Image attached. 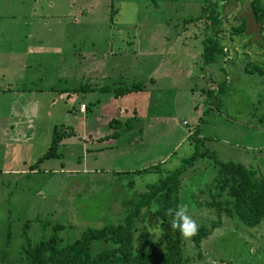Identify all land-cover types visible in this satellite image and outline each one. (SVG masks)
Wrapping results in <instances>:
<instances>
[{"label": "rangeland", "instance_id": "rangeland-1", "mask_svg": "<svg viewBox=\"0 0 264 264\" xmlns=\"http://www.w3.org/2000/svg\"><path fill=\"white\" fill-rule=\"evenodd\" d=\"M67 1L64 0V4L55 7H42L36 3L33 6L35 8L33 14L32 0L29 2L26 0V4L17 12L26 22L9 24L8 30L4 29L7 25L3 21L13 13L9 14L6 10L8 8L3 7V0H0V112H2L0 124L5 119L3 112L12 114L14 124L12 143H0V244H2L0 264L25 258L27 241L35 243L40 238L48 236L53 232L52 227L56 223L63 224L57 233L67 242L79 236L88 225L100 226L103 223L117 221L123 215L125 207L136 198L138 192L145 189L147 183L156 181L166 172L180 166L184 157L194 151L195 147L187 134L193 129L194 124L196 125L199 114L202 115L200 129L205 136L200 139H207L209 142L212 140L214 144L216 143V149H220L222 144L239 140V135L229 128L232 122L229 120L231 115H235L239 122L244 123V114L247 111L256 116L261 113L262 119L253 117L250 123L264 127V84L260 83L256 74L248 75L244 72L238 74L235 68L240 66L241 61L246 60L264 64V26L260 28L254 19L251 0H218L217 12L222 19L220 25L222 30L218 35L224 45V53L219 62L205 65L202 64L200 57L205 31L203 23L205 19L201 15V8L207 0H93L90 4L84 2L85 6H82L85 7L86 18L87 16L92 18L90 24L76 23L73 27L67 20L57 22L59 18H67L65 10ZM78 6L76 1L74 8L78 10ZM104 15L108 17L106 22L101 21ZM45 17H48L49 21L44 28L48 39L41 40L37 30L41 26L42 18ZM241 19L245 21V28L236 31L235 28ZM10 22L13 20L10 19ZM73 30L76 41H83L82 45L88 42V35H92L99 43L105 44L108 41V60L120 62L124 66L123 85L128 84L134 77L135 80H141L138 76L147 74L151 65L158 63L160 57H165L164 52L167 49L169 52L166 55L167 60L177 58L173 60V66L179 61L181 64L184 63L182 60L184 57L189 58V54L187 56L178 54L186 49L185 46L194 52H191L194 55H190L192 57L190 61L196 64L189 70L185 63L181 68L173 67L168 77L158 75L156 85L164 89L154 95L155 98L149 106L156 113H169L170 118L159 122L160 127L157 126L155 132L148 136L145 144L138 146L125 144L123 150L116 146L106 150H89L90 145L95 147L97 143L90 144L89 137L86 142L81 138L84 112L80 108L84 107L81 104L84 92L77 96L73 94L65 100L59 98L52 110L55 116L49 119L44 115L38 120L41 128L47 131L51 123L63 121L65 125L70 123L81 136L71 133L66 138L62 137L55 149L56 156L37 161V157L48 148L50 132L47 136H38L37 139L34 137L28 139L25 135L23 114H26L27 127L32 131L33 125L36 124L32 113L37 101L35 94L27 97L31 93L25 92H29L30 89L35 91L38 87L51 83L50 71H42L43 65L36 64L38 59H46L47 62L52 59L58 63L59 59L68 63L72 56L67 54L68 39L65 37L60 41L56 40L64 48L65 55H59L61 49H53L54 47L53 53L46 58L36 51L42 41L47 40L49 43L52 42L53 46L56 45L54 34H62L65 31L71 35ZM6 31L15 38L14 42L8 40ZM29 32L31 34H28ZM133 34L135 39L142 36L148 42L147 56L140 54L136 58L130 54L133 44L129 45L127 40L128 36ZM4 38H7L6 42H2ZM110 42L114 45L112 50L117 51V55L110 52ZM137 43L139 41L135 40V44ZM166 45H171V48H167ZM142 47H145V44ZM27 48L34 53L25 56ZM152 51L160 54L152 55ZM82 58L83 56L77 55V61ZM26 60L30 63L28 67L24 65ZM138 60L141 61L138 63ZM46 68L51 67L47 65ZM35 74L45 75L42 81H38L34 78ZM205 78L213 87L221 82L222 90H213L211 97H205L206 93H200L199 89L206 88ZM228 79H231L232 84L238 85L235 87V90H239L236 93L237 98L233 100L232 105L240 113L234 114L231 111ZM82 82V78L76 77L75 83L82 85ZM65 83L70 84L71 81L63 82V85ZM2 85L10 86V89L3 90ZM191 86L198 88L197 91L194 90L193 93ZM23 87L28 90L22 91ZM72 105H75V114L64 110ZM132 105L133 103H128L130 114ZM102 108L105 115H117L113 103H105ZM48 109L49 104L46 102L40 107L43 113ZM123 114L125 113L122 112L121 115ZM232 125L239 124L232 122ZM249 130L245 136L248 142L251 140L252 143L264 142V134H258L256 129ZM131 136L132 134H123V139ZM179 139L181 142L177 144ZM209 146L213 148L211 142ZM166 153L168 155L163 158ZM216 156L228 159L227 154L221 151ZM213 158L211 156L199 158V162L207 164L205 166L200 164L198 168L195 165L190 166L186 177L184 176L185 182L183 181L180 197L182 203L189 206L197 225L216 216L214 209L198 207L197 202L199 199L202 201L206 194L198 193L199 199L194 198L195 191L192 188L197 185L207 186L211 181ZM10 163L12 170L9 173ZM30 163L33 165L30 166ZM133 164L137 166H132ZM143 167L147 169L135 171ZM187 177L191 180L188 184ZM225 219L226 216L223 214L222 220ZM235 219L236 217L226 219L216 226L211 233L202 238L199 247L194 246L190 239L184 238L185 252L192 257L190 264H264V230L254 231V238L251 239L247 225ZM150 229L152 236L157 237L159 228Z\"/></svg>", "mask_w": 264, "mask_h": 264}, {"label": "crops", "instance_id": "crops-1", "mask_svg": "<svg viewBox=\"0 0 264 264\" xmlns=\"http://www.w3.org/2000/svg\"><path fill=\"white\" fill-rule=\"evenodd\" d=\"M27 1L29 2V0ZM63 1L64 0H32L31 2L32 13L34 14L35 12V8L33 6L36 3H39V5L42 7H55L59 4H64ZM76 1H78V4H79L78 10L74 8ZM91 1L93 0H68L66 3V7H65V10H67V18L66 19H64V17L59 18L60 20H57V22H63L67 20L68 22L72 23V27L75 26L76 23H80V24L83 23L85 25L87 23L90 24V22L92 21V18L90 16H87L86 18V15L84 13L85 7H82V6L83 5L85 6L84 2L90 4ZM25 4H26V0H3V7L8 8L6 10L8 11L9 14L13 13L12 15H8L7 16L8 18L5 19V21H3V23L7 25L4 27V29L9 30L10 27L8 25L14 24L15 22L17 23L26 22V20L23 19L21 15L18 16V13H17L20 11V8H22V6ZM104 16L105 17L101 21L106 22L108 17L107 15H104ZM47 18L48 17H45V19L42 18L43 20L41 22V26L37 30L39 39L41 40L48 39L47 38L48 36L44 29L45 25H47V23L49 22ZM10 19H12L13 22H10ZM27 21H28V18H27ZM6 34L8 35V40L11 39L12 42H14L15 38L10 36L7 31H6ZM28 34H31V32H29ZM54 37H55V41L56 40L60 41V39L64 37L68 39V41L66 42L68 46L67 54L68 56L71 55L72 57L69 59L70 61L68 63H65L64 60L60 61L59 59H58L59 63L52 61V59L51 61H48V62L46 59H42V58L37 60L36 64L43 65V68H41L42 71H46V70L50 71L51 83H48L44 86H40L37 89H35V91H33L32 89L28 90L27 88H24V87L22 88V91L23 90L29 91V92H25V94L31 93V95L27 97H31L35 94V97L37 98V101L34 104V109L32 113L33 117H35L36 119V124L33 125L32 131L27 127L28 121L25 120L26 114H23V125H24L23 127L26 128L25 135L27 136L28 139L29 138L32 139L33 137L37 139L38 136H44V135L47 136L49 132H50V138H52L54 126H59V124L61 123V126L65 130L64 132H62L64 138H66L68 134L76 133L78 134V136L82 135L81 138L85 142L87 141V137H89L88 142H90V144L97 143L95 147H92L90 145L89 150H93V149L106 150L113 146H116V148L118 149L121 148L123 150L125 144L126 145L136 144L137 146L141 144H145L146 141H148V136L152 135L155 132V129L157 128V126L160 127L161 124L159 122L165 121L168 118H170L169 113H166V114H161V112L156 113L149 106L153 102L152 100H154L155 96L157 95V92L159 93L162 89H164L163 87H159V85H156V79L158 75L161 74L164 77L165 76L168 77L170 76L171 74L170 71H172L173 67L181 68V65L185 63L187 69L189 70L191 66L196 64L195 62L190 61L192 59L191 56L194 55V54H191L192 49L190 50L187 48V46L184 45L186 49L181 50L178 54H184L186 56L187 54H189V58L184 57L182 59L184 63L181 64L179 61L177 62V64L173 66V63H174L173 60H176L177 58L173 60L172 58H169V60H167L166 55H168L169 53L167 49V51L164 52L165 57L164 58L160 57L158 63L151 65L150 68L147 70V74L138 76L139 79L144 81L143 88L138 89V90H132L122 95L115 96L113 93L114 91L112 89L109 91L100 89V86H103L106 84H108V86H111V88H113L114 86H117V83L123 82L124 80V76L122 73L124 71L123 70L124 66L121 65L120 62H114L111 60L109 61L107 58V55L109 52L107 51L108 41L105 44L99 43L92 35H88V38H89L88 42L87 43L85 42L82 45L83 41H76L75 30H73V33L71 35L69 34V32L63 31L62 34H57V33L54 34ZM5 39L7 38H4L2 42H6ZM135 40L139 41V43L135 44ZM145 40L146 39H144V37L142 36L135 39L134 34L132 36H128L127 43L129 45L133 44V47L131 48V51H130L131 53L130 52L129 53L132 54V56L134 55L136 58L140 54H144V56H147L149 53V48H148L149 44ZM161 40L163 42V37L161 38ZM57 41H56V45L54 46L52 42L49 43L47 40L44 42L42 41L40 44V48L36 52L43 58H46L48 55H51L53 53L52 48L54 47L53 49L55 48L61 49L58 52L59 55H62V54L65 55L64 48H62V45L58 43ZM164 42L167 44L166 40ZM144 44H145V47H142ZM113 46L114 45L111 44V46L109 47L110 52L112 54L117 55V51L112 50V48H114ZM155 46L156 45L154 44L153 48H155ZM166 47L171 48V45H166ZM70 48H71V51H70ZM138 51L140 53H138ZM31 53H34V52H31V50L27 48L25 49L24 55L27 56V55H30ZM156 53L157 52L152 51L151 54L155 55ZM157 54H160V53H157ZM77 55L83 56V58L77 61ZM148 57H150V55ZM143 59L145 60L146 57H143ZM140 61L141 60H138V63ZM245 62L246 61L244 62L241 61L240 66L238 67L235 66V68L238 70V74L241 72H244L245 74H248V75L256 74L257 76H259L260 83L264 84V71L263 73L251 72V71L249 72L248 70H250L251 68L250 66L245 65ZM258 64L264 67V64H261V63H258ZM24 65L28 67L30 65L29 61L26 60L24 62ZM47 65L51 68L47 69L46 68ZM77 65H81V66L77 67ZM132 65L135 66L134 62H132ZM52 66L55 72L52 70ZM245 66H247L249 69L248 70L245 69ZM80 71H82V73H80ZM204 73L205 72H203L202 70V74ZM44 75L45 74H35L34 78L37 79L38 81H42V78ZM209 76L211 80H213L212 78L213 76H211V74ZM76 77L82 78L83 80L82 85L81 84L78 85L79 83L78 84L75 83ZM130 80L131 81L128 84L134 83L136 81L135 77ZM67 81L68 83L71 81V83L70 84L65 83V85H63V82H67ZM230 82H231V79H228L229 100L231 104L230 108L234 114L240 113V111L237 110L232 105L233 100L237 98L236 93L239 90H235V87H237L238 85H236L235 83L232 84V82L231 83ZM214 83L215 81H213V84ZM205 84H206V88L204 87L199 88L200 93H203V94L204 92L206 93L207 88H213L214 91L222 90V88L219 86V83L217 86L213 87V85H210V82L207 81V78H205ZM81 86H82V89L80 91L79 90L77 91L76 88H81ZM2 87L4 88L3 90L10 89V86L7 87V86L2 85ZM231 87H234V89L230 90ZM190 89L194 93V90L197 91L198 88L191 86ZM82 91L84 92L85 97L83 95V99H82L83 101H81V104H84V107L80 108V110L84 112V126L82 125L81 135L79 134V131L75 130V128L72 127L70 123L68 125H65L63 121H56V122L51 123L50 129L47 131L41 128L38 120L41 119L44 115L48 117L49 119H51L52 116L53 117L55 116L52 110H53L54 105H57L56 103L58 102L59 98H62L63 100H65V98H69L73 94L77 96ZM205 97L208 98L211 96L208 93H206ZM34 101L35 100H33V102ZM45 102L49 104L50 109H48L45 113H43L40 111V107L43 106ZM105 103L115 104V107L117 109L116 110L117 115H112V114H110L109 116L105 115L103 108H102V105H104ZM128 103H133L132 114H130V108L128 106ZM100 105L101 107H99ZM64 110L67 113H70V112H74V114L76 113L75 105H72V107L64 108ZM195 110L196 111L198 110L197 105H196ZM122 112H124L125 114L121 115ZM3 113H4L5 119L0 124V143L1 144L12 143L13 141L12 129L14 126L13 121H12V114L10 112H3ZM0 114H2V112H0ZM201 116L202 115L200 114L198 115L196 125L194 124L193 129L189 130L187 134L190 138L189 141L193 143V146L195 145L194 144L195 141L200 140L202 141V143L206 144L205 146H208L210 148L209 143L211 142L213 146L212 149L216 154H218L220 151L224 152L228 156L227 157L228 159L226 160H233V161L242 163L245 169L247 170L249 169L250 171L253 172V176L256 181L260 182V180L262 179L264 180V142L263 143H254V142L252 143V140L248 142L245 139L246 133L248 132L249 129H251L249 131H252V129L254 130L256 129L258 134H264L263 126H257L256 124L253 125L250 123V120L253 117H255L256 119H262L263 118L262 114L258 113L256 116V114H252V112L249 113L247 111L244 114V123L239 122L237 118L235 117V115L234 116L231 115L229 117V120H231L233 123H238L239 125L233 126L231 122V124H229V128L231 129V131L233 129V133H236L239 135V140H234L232 142H229L230 144H226V145L222 144L220 149L215 148L216 143L214 144L212 140H210L209 142V140L207 139L206 140L200 139L202 137H205L203 136L204 134L202 133L200 129ZM112 117L118 118L120 122L116 124H110L109 120ZM184 121L185 120H183V122ZM38 125L40 127H38ZM115 130H116L115 132L116 134L113 133V131ZM123 134H132V136L129 138L127 137V139H123ZM192 134H195L194 135L195 137L191 136ZM181 138L183 140V136H181ZM49 141H51V139ZM180 142L181 140L179 139L177 144H179ZM202 145L203 144H201V146ZM2 148H4V146H2ZM167 155L168 154L166 153L163 158H165ZM54 156H56V154L53 155V157ZM220 158L224 160L222 157ZM196 161L194 164L189 165L183 171L182 181H184L185 174L190 170L189 169L190 166L195 165V167L198 168L197 166L200 164L204 166L207 164V162L201 163L198 160ZM32 165L33 164L30 163V166ZM132 166H137V165L133 164ZM8 167H9V173H10L12 170L11 163L8 165ZM211 167L213 169L212 171L214 174L217 168V164L212 162ZM206 168H209V167H206ZM6 170L7 169H5V171ZM210 174H212V172ZM190 182H191L190 178L187 177L186 184ZM192 188L194 191L197 192V194L203 193L201 192L200 189H198L199 185H197L196 187H192ZM247 227L249 228L248 230L250 231V238L251 239L254 238V231L264 230V216L257 224L253 226H247ZM252 249L253 247H251V250ZM17 262L18 260L6 261V262H2V264H18Z\"/></svg>", "mask_w": 264, "mask_h": 264}, {"label": "trees", "instance_id": "trees-1", "mask_svg": "<svg viewBox=\"0 0 264 264\" xmlns=\"http://www.w3.org/2000/svg\"><path fill=\"white\" fill-rule=\"evenodd\" d=\"M218 0H207L201 8L204 16V34L200 52L202 64L216 63L224 53V45L218 33L222 19L217 12ZM254 19L264 26V0H251ZM244 19L235 28L242 31L245 28ZM245 65L251 66V72L263 73L264 69L258 63L246 60ZM245 66V69H249ZM144 81L136 80L131 84L117 83L111 88L108 84L100 86L101 90H113L114 95H122L132 90L143 88ZM222 88V83L219 82ZM77 91L82 89L76 88ZM220 89V88H219ZM213 88H207L211 95ZM221 91V90H220ZM120 122L112 117L110 124ZM64 128L54 126L51 141L47 150L38 156L37 161L56 154L57 143L62 139ZM113 131V133H115ZM112 133V135H113ZM116 134V133H115ZM192 134L191 136H194ZM197 140V139H196ZM194 151L184 157L183 163L173 170L166 172L156 181L147 183L144 190L138 192L136 198L125 207L123 215L113 222L100 226L88 225L79 236L70 241H63L57 230L63 224L53 225V232L37 242L27 241L25 258L18 260V264H190L192 257L185 252V239L179 230L172 229V216L168 209H175L183 204L181 193L183 189L182 173L199 158L214 157L217 168L207 186H199L206 197L201 201L197 192L198 207L205 206L216 211V216L208 222L198 224V233L190 238L193 245L199 247L202 238L226 219L239 221L247 226L257 224L264 216V180L256 181L253 172L245 169L242 163L233 160H222L213 149L204 146L202 141L194 142ZM201 144H203L202 148ZM218 157V158H217ZM146 167L135 171L146 170ZM196 187V186H195ZM196 190V188H195ZM226 216L222 220V215ZM158 227L157 237L152 236L150 228ZM104 243V244H103ZM198 256L200 252L198 251Z\"/></svg>", "mask_w": 264, "mask_h": 264}, {"label": "clouds", "instance_id": "clouds-1", "mask_svg": "<svg viewBox=\"0 0 264 264\" xmlns=\"http://www.w3.org/2000/svg\"><path fill=\"white\" fill-rule=\"evenodd\" d=\"M168 215L172 216L171 228L179 230L183 238L190 239L198 233L199 226L193 219L187 204H180L175 209H168Z\"/></svg>", "mask_w": 264, "mask_h": 264}, {"label": "built area", "instance_id": "built-area-1", "mask_svg": "<svg viewBox=\"0 0 264 264\" xmlns=\"http://www.w3.org/2000/svg\"><path fill=\"white\" fill-rule=\"evenodd\" d=\"M84 105V104H83ZM186 122V121H185Z\"/></svg>", "mask_w": 264, "mask_h": 264}]
</instances>
